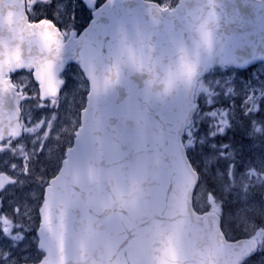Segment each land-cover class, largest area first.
<instances>
[{
  "label": "water",
  "instance_id": "water-1",
  "mask_svg": "<svg viewBox=\"0 0 264 264\" xmlns=\"http://www.w3.org/2000/svg\"><path fill=\"white\" fill-rule=\"evenodd\" d=\"M92 10L97 0H80ZM264 62V0H105L64 40L51 21L30 22L25 0H0V144L20 138L21 103L11 74L31 72L40 99L57 97L66 67L89 87L73 146L44 189L39 264H91L96 222L146 195L201 223L172 246L165 264H242L254 238L228 241L220 217L198 214V173L182 136L197 104L196 82L211 69ZM13 180L0 174V188ZM129 194H134L129 199Z\"/></svg>",
  "mask_w": 264,
  "mask_h": 264
},
{
  "label": "rangeland",
  "instance_id": "rangeland-1",
  "mask_svg": "<svg viewBox=\"0 0 264 264\" xmlns=\"http://www.w3.org/2000/svg\"><path fill=\"white\" fill-rule=\"evenodd\" d=\"M27 8L36 17L61 22L66 34L87 22L74 0H28ZM245 72L216 69L201 81L196 102L206 103L184 144L201 175L196 208L224 217L229 238L258 233L261 255L248 264H264V63ZM60 78L65 86L59 96L44 100L31 76L15 78L33 98L21 108L23 137L0 146V174L15 180L0 189V222L3 216L10 221L8 226L0 223V264H36L42 257L36 231L44 187L73 145L88 93L78 68L71 66Z\"/></svg>",
  "mask_w": 264,
  "mask_h": 264
},
{
  "label": "snow or ice",
  "instance_id": "snow-or-ice-1",
  "mask_svg": "<svg viewBox=\"0 0 264 264\" xmlns=\"http://www.w3.org/2000/svg\"><path fill=\"white\" fill-rule=\"evenodd\" d=\"M200 223L146 195L140 205L97 220L102 239L93 246L91 264H165L169 249L181 248L188 228Z\"/></svg>",
  "mask_w": 264,
  "mask_h": 264
},
{
  "label": "trees",
  "instance_id": "trees-1",
  "mask_svg": "<svg viewBox=\"0 0 264 264\" xmlns=\"http://www.w3.org/2000/svg\"><path fill=\"white\" fill-rule=\"evenodd\" d=\"M74 1H77V0H74ZM104 0H98V4H100L101 2H103ZM154 1H157V2H159V3H162L164 6H174L175 5V3H176V0H167V1H163V0H154ZM82 8L84 9V12H85V15L83 16V18H87V20H89V18H90V12L89 11H87L83 6H82ZM66 16V15H65ZM29 17H30V19L31 20H36V16L35 15H32V14H29ZM47 18V19H49V20H52L53 22H55V24H57V25H60L61 26V22H59V21H57L56 19H54V18H52V17H49V16H46V15H43V16H41L40 18ZM76 27V29H78L79 28V26H75ZM80 29V28H79ZM236 72V71H235ZM23 75H25V76H27V77H29V73H26V72H23L22 73ZM19 75H21V74H15V75H12V80L16 83L17 82V80L15 79L16 78V76H19ZM200 184V183H199ZM200 185H198V187H199ZM218 200H221L220 198L218 199ZM199 210V209H198ZM210 210V209H209ZM199 211H201V210H199ZM204 211H208V210H204Z\"/></svg>",
  "mask_w": 264,
  "mask_h": 264
}]
</instances>
